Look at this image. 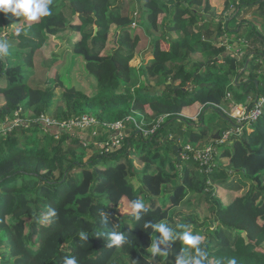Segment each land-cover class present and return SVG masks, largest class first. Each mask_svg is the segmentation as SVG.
Listing matches in <instances>:
<instances>
[{
    "label": "trees",
    "instance_id": "16d2710c",
    "mask_svg": "<svg viewBox=\"0 0 264 264\" xmlns=\"http://www.w3.org/2000/svg\"><path fill=\"white\" fill-rule=\"evenodd\" d=\"M136 2L139 10L122 0H51L49 16L26 24L27 36L14 35L20 47L30 49L34 73L27 75L22 65L0 68V264H64L70 256L77 264H152L150 247L159 234L145 224L175 225L177 216L179 225L193 224V234L209 225L201 243L208 264L231 259L264 264V110L250 126L236 124L228 111L231 102L264 95V32L242 21L252 7L264 14V0H221L220 20L210 0ZM232 2L237 5L233 11ZM5 14L0 13L4 28L11 24ZM161 14L167 17L162 26ZM226 16L242 22L229 30ZM136 24L152 42L142 58L140 81L131 85V60L141 39L132 34ZM166 24L170 33L162 37L149 30ZM66 30L74 34L68 52L84 60L93 89L70 83L60 72L50 75L63 62L46 58L43 46ZM112 30L119 33L117 41ZM231 31L244 37L246 48L226 47L220 37ZM60 101L63 106L56 105ZM195 105L202 106L196 120L183 114ZM50 108L60 123L82 114L96 117L97 123L72 129L49 125L42 116ZM27 113L31 120L22 121ZM116 122L123 123L121 145L110 152L96 150L94 143L116 134L108 127ZM227 132L231 149L220 142ZM205 144L214 147L208 163L195 157ZM87 148L95 149L88 159ZM132 156L145 168L137 170ZM219 188L236 196L224 204ZM191 193L197 194L198 205L205 196L212 201L201 223L194 212L172 211L190 205ZM135 199L147 207L139 220L132 207L121 210ZM49 209L56 216H49ZM101 212L108 215L107 225ZM112 231L124 233L126 243L110 248L107 236H97ZM81 232L87 241L80 239ZM159 247L167 251L160 259L166 264H178L188 248L178 239Z\"/></svg>",
    "mask_w": 264,
    "mask_h": 264
},
{
    "label": "rangeland",
    "instance_id": "374dc122",
    "mask_svg": "<svg viewBox=\"0 0 264 264\" xmlns=\"http://www.w3.org/2000/svg\"><path fill=\"white\" fill-rule=\"evenodd\" d=\"M122 2L127 6L129 5L130 7H132L131 4L134 3L135 9L139 10L138 3L136 2V0H122ZM210 3L212 6L211 10L216 13V16H217L216 20H220V16L222 15L223 8H224V3H222L221 0H210ZM232 4L233 5L231 6V10L233 11L236 9L237 5L235 2H232ZM247 9L248 8H246V6L243 8V10H247ZM0 13H3V12H0ZM224 16H225V14H224ZM242 16H243L242 21L250 22V23L254 24L255 27L258 28L261 32H264V19H263L264 14L261 12V10L252 7V9H248L247 11H245ZM5 17L7 19H9V21H11V24L9 26H6V28H4V24L0 20V40L8 41L9 44L11 45V47L9 49L8 55L0 56V68H5V67L10 68V67H16V66L22 65L24 70L27 71L26 72L27 75L30 72L32 74V73H34V67H31L32 63H31L30 49L26 50L25 48L20 47L18 45L19 41L17 40L16 37H14L15 34H17L18 36L19 35L20 36H27L28 35V32L26 30L27 26H25V25L28 23H32V22H29L23 16L16 17L11 12H8L7 14H5ZM135 17H136V15H135ZM166 18L167 17L164 14L160 15V19H159V23H160L159 25L160 26H162L166 23ZM240 19L241 18L239 17V21L242 22ZM225 20H227V22L230 26L229 30H232V28L236 27V25L239 23V21L231 22L229 20V16H226L224 21ZM225 22H223V24H226ZM149 30L153 31V33H154L153 35H159L161 37L163 36L164 32L170 33V29L167 28V24L163 28L161 27V28H158L157 30L156 29L152 30L150 28ZM115 33H116V31L112 30L110 36L115 38V41H117V37H118L119 33L118 32L116 34ZM243 33H245V35L248 33V26H246L245 24H243V27H242L241 34L243 35ZM132 34L133 35L138 34L141 38L140 43L137 45V48H136L137 53H136L135 57L131 60L132 75L133 76H132V80H131L130 84L134 85V84L138 83V81H140L139 73L141 70L140 66H141V64H143L142 58H143V55L145 54V52H147L148 49L150 48L152 38H149L146 35L145 30L142 28V26H140L138 24L134 25L133 30H132ZM172 35L175 36V34H172ZM242 35L238 36V34H234L232 31L231 32H225L220 37V40L222 39V42L226 44V47L231 49L232 51H239L240 49L247 47V42L242 39V38H244ZM71 37L72 38L74 37L73 32L66 30V31L58 33L55 36H52L49 39V41H47L44 44L42 51H43L44 55L46 56V58L53 59L54 57H58L59 61L63 62V65L59 68V70H58V68L53 67V71L50 73V75L54 76L55 73L60 72L61 74H63V77H66L68 79V81H70V83L75 82L76 84H79V85L86 87L88 90L93 89L95 82L93 81L92 78H90L88 76V73L84 69V60L80 56L76 57L73 54L68 52V49H70L71 45H73V43H74L72 40H69V39H71ZM39 41H41V39ZM71 41L73 43H71ZM161 45L163 46L164 49L170 48L169 43L166 42L165 40L161 41ZM263 69H264V65H263L262 71H263ZM138 76H139V78H138ZM18 91H21V90L18 89ZM229 95H230V93H229ZM255 98L253 100L252 99L250 100V98H248V100L245 99V102H247L250 105V102L253 101V104H254L256 101ZM57 99L58 100L61 99V91L59 89H57ZM2 101H3V98L1 96L0 97V106L2 104ZM241 104L242 103L231 102L229 104V107H228L229 110L228 111H229L231 117H233L235 119L236 124L242 125L243 123H241V122H242V120H245V119H242L241 117H239L238 110H237V107H240ZM56 105L63 106V102L60 101ZM147 109H148V112L151 111V109L149 107H147ZM201 111H202V106L198 105L196 107L192 106V107L186 108L184 110L183 114L196 120V119H198ZM46 115H47V118H50V120H52L51 117L53 118V116H54L53 108H50L47 111ZM21 119H22V121H30L31 120L29 113H27ZM32 119H35L38 122L37 118L32 117ZM14 121H18V119L14 120ZM137 124L139 126H142L143 122H139ZM248 125L250 126L251 124H248ZM5 127H6V125H5ZM1 129H3V126H1ZM235 129H239V127L237 126ZM97 133H98V128H97ZM99 133L103 134L101 129H99ZM147 134H148V132H147ZM225 139H226V134L222 137L220 142H223ZM185 142L186 141H182L181 144L185 145ZM225 143H228L226 145L228 148L231 149L232 145H230V143H231L230 139L225 141ZM98 144H99L98 142L94 143V147L96 150H101V146ZM208 145H211V144H205L204 147H207ZM190 147H191V149H193L192 145H186V148L190 149ZM95 149L87 148L85 158L88 159L89 157H91V155L95 151ZM222 149H223V147L221 148V150ZM196 153L197 152H195V154ZM132 158L134 159L135 166L138 168L137 170H142L145 168L146 163H144L142 160H140L141 161L140 162L138 157L132 156ZM212 162L214 164H216V160H214V161L212 160ZM173 163L175 164L176 162L173 161ZM198 170L200 171V169H198ZM135 185L137 187L139 186V183L137 182V180L135 181ZM196 195L197 194H194V193L189 194V196H188V197H190L189 200L192 202L190 205L178 206V207L173 208L172 211H175L177 214L180 213L182 215H184L185 213L190 214V213L194 212L195 214H197L199 216V223H201L203 220L202 219L203 216H206V214L210 215V209H211L210 207H211L212 201L207 200L206 196H205L204 198H202L203 200H202L201 204L198 205L197 204L198 196H196ZM235 196H236L235 193L228 192L223 188H219V190H218V197H222V203H224V204H228L230 202V200H232ZM159 201H160L159 202L160 204H164L162 197L159 199ZM126 204L127 205L125 207V210L121 209L122 212L130 210L131 205L128 202H126ZM176 218H177V220L174 221L176 223L175 225L171 224L170 221H165L164 223L167 224L169 227L173 226L174 228H177V225L180 224L179 223L180 219H179V216H177ZM31 223H32V220L30 218L27 219V231L29 230ZM212 225L214 226V224H212ZM208 226L209 225L204 226L205 227V228H203L204 231L201 228L199 230V232H197V234L201 238L204 237L203 235H205V234H203V233L206 232V229H207L206 227H208ZM210 227L212 228V226H210ZM193 229H194L193 224L188 223L186 225V230L192 231ZM150 253H151V251H150ZM161 257H163V256L160 255V256L154 257V259L151 260L152 264H166V263H163L162 260H160Z\"/></svg>",
    "mask_w": 264,
    "mask_h": 264
},
{
    "label": "clouds",
    "instance_id": "9594fccd",
    "mask_svg": "<svg viewBox=\"0 0 264 264\" xmlns=\"http://www.w3.org/2000/svg\"><path fill=\"white\" fill-rule=\"evenodd\" d=\"M51 0H0V12H11L16 17H25L29 22H36L41 17H46L51 14L49 5ZM11 45L8 41L0 40V56L9 54ZM131 207L136 213L135 219L139 220L141 213H147L145 203L140 199H135L131 202ZM54 209H49L48 215L51 217L56 216ZM102 223L107 225L109 223L108 215L100 213ZM152 227L156 233L159 234L158 238L152 241L150 251L153 257L160 255H167L166 250H161L160 244L167 245L170 240L178 239L183 245H187V249H182L179 257L178 264H208L207 252L201 246L202 238L198 234H193L191 231L186 230L185 225H177V231L169 227L167 224L160 223H146L145 228ZM97 236H107L110 240L108 247H119L126 243V236L122 232H107L98 233ZM82 241L88 240V235L85 232L80 233ZM157 240L159 243H157ZM64 264H77V259L74 256L65 257ZM217 264H220L218 261ZM228 264H236L235 259L228 261Z\"/></svg>",
    "mask_w": 264,
    "mask_h": 264
},
{
    "label": "built area",
    "instance_id": "2783aa9c",
    "mask_svg": "<svg viewBox=\"0 0 264 264\" xmlns=\"http://www.w3.org/2000/svg\"><path fill=\"white\" fill-rule=\"evenodd\" d=\"M238 52V51H237ZM239 117H241L242 122H248L249 124L256 121L263 113L264 110V95L259 96L256 98V101L254 103L253 107H249L247 103H242L240 107H237ZM42 119L49 125L51 124H59L60 122L57 121L55 118H47V115H43ZM49 120V121H48ZM163 119H161L162 121ZM241 122V123H242ZM94 123H97V119L94 116H91L89 114H82L77 117H73L72 119L68 121H64L60 123L62 127H67L69 129L72 128H83L86 126H90ZM108 127H111L112 131H115L116 134L111 137L112 139H108L106 141H100L99 145L101 146V150L110 152L114 147H117L121 145L122 140L124 138V134L122 132L123 130V123L122 122H116L114 124L108 125ZM98 126L95 127V131L97 132ZM153 130L149 131L147 135L151 134ZM95 132V134H96ZM226 139L222 142L225 143L228 139H230V132L225 133ZM224 134V135H225ZM188 149V148H187ZM191 149V147H190ZM195 157L196 159L202 160V163H208L211 159H213V147L207 146L205 149H198L196 150ZM211 163V162H210Z\"/></svg>",
    "mask_w": 264,
    "mask_h": 264
},
{
    "label": "water",
    "instance_id": "95a60500",
    "mask_svg": "<svg viewBox=\"0 0 264 264\" xmlns=\"http://www.w3.org/2000/svg\"><path fill=\"white\" fill-rule=\"evenodd\" d=\"M98 30H99V27L98 26H95L94 36L97 35ZM0 128H1V126H0Z\"/></svg>",
    "mask_w": 264,
    "mask_h": 264
},
{
    "label": "crops",
    "instance_id": "0c3cea01",
    "mask_svg": "<svg viewBox=\"0 0 264 264\" xmlns=\"http://www.w3.org/2000/svg\"><path fill=\"white\" fill-rule=\"evenodd\" d=\"M242 11H243V9H242ZM242 39L244 40V38H242ZM257 96H258V95H257ZM257 96H256V98H257ZM249 98L253 100V98H252V97H249ZM256 98H255V99H256ZM193 107H196V106H193Z\"/></svg>",
    "mask_w": 264,
    "mask_h": 264
}]
</instances>
